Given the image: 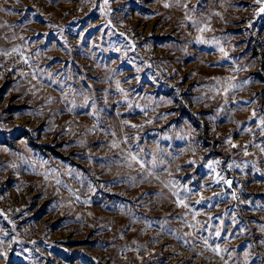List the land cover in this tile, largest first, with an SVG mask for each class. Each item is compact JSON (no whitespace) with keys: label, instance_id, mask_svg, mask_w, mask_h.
<instances>
[{"label":"rangeland","instance_id":"374dc122","mask_svg":"<svg viewBox=\"0 0 264 264\" xmlns=\"http://www.w3.org/2000/svg\"><path fill=\"white\" fill-rule=\"evenodd\" d=\"M262 7L0 0V264H264Z\"/></svg>","mask_w":264,"mask_h":264},{"label":"snow or ice","instance_id":"6c2138e0","mask_svg":"<svg viewBox=\"0 0 264 264\" xmlns=\"http://www.w3.org/2000/svg\"><path fill=\"white\" fill-rule=\"evenodd\" d=\"M257 2L259 3L260 2V0H257ZM104 5L105 6H107L108 5V0H104ZM166 7H168L169 5H165ZM101 11H104V8H101ZM260 11L261 12H264V7H262L261 9H260ZM109 23H111L110 21H109ZM200 31H204V29H200ZM198 42L199 43H207V41H205L204 39H203V37H199L198 38ZM218 45H219V42H216ZM219 50L222 52V53H224V55L225 56H227L228 55V53L225 51V49L221 46L220 48H219ZM13 51H18L17 49H13ZM6 55H8L9 53H5ZM234 70H239V69H234ZM138 71H139V69H138ZM231 87H235V85H230ZM117 87H119V82H117ZM121 91H123V89H120ZM66 98V97H65ZM49 104L50 103H52V99L51 98H49V100L47 101ZM75 107V104H73V108ZM82 107H87V103H85L84 105H82ZM69 111H71L72 109H68ZM92 115H95V111H93V113H92ZM253 115H255V113H253ZM261 124L262 125H264V119H261ZM134 127H135V125H134ZM113 135H115V133H113ZM22 143H26V141H22ZM228 143H232L231 142V140L229 139V141H228ZM119 145H118V143L116 142V141H113L112 142V147H118ZM233 147H236V145H232ZM262 151H264V149H262ZM245 154L247 155V152H245ZM128 161H129V163H131V161H137V162H139L140 164H141V166L143 167V161H141V160H138V158H137V156L134 154V153H129L128 154ZM25 163L26 164H29V166L30 167H33L34 168V165L33 164H31L30 162H28V161H25ZM44 163H46V161L44 162ZM189 163L191 164V163H195V161H189ZM220 164V161H212V162H210L208 165H207V167L209 168V169H212L213 171H215V169H214V165H219ZM153 165H155V160H153ZM233 165H229V167H232ZM237 167H239V165H236ZM12 167H16V165H12ZM47 175H48V173H45V177L47 178ZM79 175V174H78ZM216 176H217V179L214 181L215 183H219L220 182V180L221 179H223V177H221V176H219V173H216ZM226 184H228V185H231V181H224ZM57 183L59 184V183H61V181H59V180H57ZM67 187V186H66ZM69 191H72V189L71 188H69ZM74 195H75V193H73ZM233 197L234 198H236L235 197V193H233ZM77 198V200H79V197L77 196L76 197ZM201 199H203V197H201ZM89 201H85V203H88ZM180 205H183V206H187L186 204H185V201L184 200H181V199H178V201H177ZM261 230L262 231H264V226H262V228H261ZM217 235H219V232H217L216 233ZM185 243H187V241H185ZM204 243H205V245L206 246H208V242L205 240L204 241ZM213 251H215V252H217V253H221V252H225V251H227V249H222V248H220V246L219 245H217L214 249H213ZM246 256L248 255L247 253L245 254Z\"/></svg>","mask_w":264,"mask_h":264}]
</instances>
